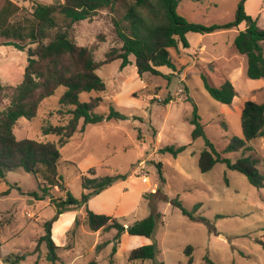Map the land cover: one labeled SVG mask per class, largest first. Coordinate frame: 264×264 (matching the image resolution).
Returning <instances> with one entry per match:
<instances>
[{"label":"rangeland","instance_id":"374dc122","mask_svg":"<svg viewBox=\"0 0 264 264\" xmlns=\"http://www.w3.org/2000/svg\"><path fill=\"white\" fill-rule=\"evenodd\" d=\"M36 1L52 3L54 0H0V80L4 84L17 85L22 81L27 48L34 46L29 41L35 22L31 9ZM257 1L264 19L262 0H250L248 8H253ZM238 2L183 0L177 13L205 26L221 24L235 18ZM121 10L120 6L114 13L99 10L92 20H82L71 28L75 42L91 48L96 61L102 60L111 46L121 44L112 21L119 19ZM230 30L207 33L204 51L191 47L180 53L171 48L175 70L160 66L158 74L139 76L132 55L130 64L123 68L119 60L107 63L96 70L105 82V89L79 95L80 102L101 97L95 109L97 113L107 114L113 108L126 118L89 124L58 147L57 174L63 177L67 191L79 198L81 175L90 168H94L98 176L128 174L125 180L115 182L106 192L92 197L87 208L111 215L126 225L154 213L160 214L153 236L144 237L147 241L144 244L156 245L155 258L129 261L128 253L138 247L132 245L139 241H133L131 235L124 233L117 244L114 264H185L187 246L193 249V264H203L205 255L214 264H264V187H254L242 173L227 168L222 162L202 172L198 159L205 140L191 138L193 125L189 118L194 105L206 137L222 152L232 138H242L240 108L243 101H264V79L248 78L246 67L225 69V61L219 58H227L233 49ZM190 35L194 42L192 35L195 34ZM212 40L217 41L215 46L210 45ZM7 41L25 44L27 48L21 50L3 44ZM225 78L237 91L230 104L213 99L205 86V80L219 86ZM64 91L65 87L60 86L53 95L42 100L33 118H19L13 128L16 138L56 142L57 137L43 135L41 127L65 122L66 118L56 112ZM168 95L172 97L169 103H158ZM167 145H186V148L174 157L159 152ZM248 146L249 150L222 153V156L232 162L243 155L250 156L256 160L264 177V137L252 139ZM158 161L162 164L160 169L156 167ZM35 190H38L36 178L21 168L7 171L4 178H0V264H6L4 259L11 253L33 250L43 234L44 222L56 213L49 197L35 199L29 194ZM6 191L8 193L3 195ZM51 194L64 196L57 187ZM175 199L189 211L200 203L194 213L196 218L183 214L175 205ZM84 212L85 207L66 211L53 223L52 238L60 246L57 254L66 264H89L90 261L107 264L112 243L99 252L95 251V245L112 239L114 229L93 232L81 221L74 227L73 219L63 230L72 215L81 220ZM45 253L46 246L42 243L38 253L18 264L35 261L50 264L44 258Z\"/></svg>","mask_w":264,"mask_h":264},{"label":"trees","instance_id":"16d2710c","mask_svg":"<svg viewBox=\"0 0 264 264\" xmlns=\"http://www.w3.org/2000/svg\"><path fill=\"white\" fill-rule=\"evenodd\" d=\"M183 0H54L52 3L34 2L31 9L34 18V32L29 44L7 41L3 44L13 45L18 49L27 48V62L24 67L22 81L17 85H7L0 80V178L3 179L7 171L21 168L31 173L37 180L38 190L29 192L35 199L49 197L56 208L52 219L44 222L43 234L37 239L35 248L31 251L11 253L4 259L6 264H18L27 256L40 251V245L45 243V260L50 264H66L58 256L56 245L51 234L52 225L59 216L69 210L85 207L81 217L74 218V227L80 221L91 231L115 230L112 239L104 240L95 245L99 252L112 243L108 255V263L114 264L117 244L124 233L131 236L151 238L155 231L159 213H154L130 224L120 223L115 217L98 213L87 208L88 201L112 186L119 180H125L128 174L96 175L95 169L90 168L81 175L82 194L73 197L67 191L61 175L57 174L60 160L58 147L65 145L75 132H81L89 124H97L113 119H124L113 108L107 114L95 111L102 98L91 97L88 102H80L79 95L83 92H102L105 89L104 80L96 70L115 60L120 61L121 68L130 64L129 57H134V64L139 76L145 73L158 74L157 68L166 66L176 69L170 57V49L189 46L186 34L189 32L210 33L216 30L237 27L244 23L245 28L239 30L234 38V47L238 53L247 59L246 75L250 79H264V28L257 24L256 19L247 14L244 8L246 0H239L235 18L232 21L209 26L188 21L177 13V8ZM203 1V0H193ZM117 6L122 8L119 19H112L116 36L120 45L111 46L102 60L96 61L93 50L79 45L71 35V28L82 20H92L99 10L114 13ZM65 87L59 98L57 114L64 116L65 122L57 124H43V135H55L56 142L39 141L35 139H17L13 128L21 118H33L42 100L53 95L58 87ZM208 94L215 100L230 104L236 95L230 80L225 78L219 86H214L205 80ZM172 100L170 95L158 101L166 105ZM189 122L193 125L192 140L203 137L205 147L200 152L198 167L202 172L209 171L217 162L242 173L248 182L257 188L264 187V177L256 166V160L243 155L232 162L222 153L249 150L248 143L256 137H264V101L257 103L247 100L240 112V129L242 138H232L222 152L217 151L206 137L204 124L200 122L194 105ZM186 148V145H167L159 149L160 153H169L176 157ZM161 162L156 167L161 168ZM57 187L64 192V196L54 197L51 190ZM8 191L2 193L7 194ZM150 196V195H146ZM175 205L183 214L195 219V212L201 205L197 203L191 211L185 209L178 199ZM1 245V241H0ZM192 247L184 249L187 255L185 264H193ZM157 253L154 243L144 244L132 248L128 253V260H152ZM33 264H37L35 261ZM89 264H95L90 261ZM203 264H214L207 255Z\"/></svg>","mask_w":264,"mask_h":264},{"label":"crops","instance_id":"0c3cea01","mask_svg":"<svg viewBox=\"0 0 264 264\" xmlns=\"http://www.w3.org/2000/svg\"><path fill=\"white\" fill-rule=\"evenodd\" d=\"M250 0H246L245 1V4H244V8H245V11L247 14L251 15L254 19H256L257 21V24L260 26V27H263L264 28V19H263V15H262V7L260 6V4L258 3L259 1H257V3L253 6V8L249 9L248 8V2ZM262 4H264V0H262ZM226 23V22H224ZM222 24V23H221ZM245 28V24L244 23H241L239 24L237 27H233V28H229L231 29L230 31L228 32H232V39H233V42H234V38L235 36L237 35V33L239 32V30H242ZM225 30V29H223ZM216 32H219V30H216L214 32H211L212 34H216ZM192 32H189L186 34V38L188 40V43H189V46L187 48H182V47H179L177 50L180 52V53H183L184 52V49H190L191 47L195 48V49H199L200 51H204L206 49V44L204 43V38L205 36H207V33H196V32H193L195 35H192L195 37V40L194 42H192L191 40V34ZM212 43L210 45L212 46H215L217 44V41H211ZM234 44V43H233ZM262 47H263V52H264V43H262ZM232 51H230L228 53V57L225 58V56H220L219 58H222L225 63H226V66H225V69L226 68H235L236 66H240L241 68L243 67H246L247 68V59H246V56L244 54H240L237 52V50L235 49V47L233 46V49H231ZM136 68V67H135ZM262 79V78H260ZM260 79H255V80H260ZM232 83V82H231ZM235 88V87H234ZM236 90V89H235ZM237 92V91H236ZM235 98V97H234ZM233 98V100H234ZM232 100V101H233ZM247 101V100H246ZM245 101H243L244 103ZM243 107V104L240 108V112H241V109ZM112 186H110L108 189L102 191L101 193L103 192H106L107 190H109ZM100 193V194H101ZM99 195V194H98ZM90 200L88 201V204H89ZM63 215V214H62ZM74 216L72 215L70 217V221L68 222V224L66 226H64L63 230L65 228H67L70 224H71V221L74 219L73 218ZM63 224V222H62ZM62 224H61V227H62ZM99 234V233H98ZM126 234V233H125ZM124 234L122 235V239L124 238ZM132 240L133 241H139L138 244H134L132 245L133 247L134 246H139V245H142L144 243H147L146 239H144V236H131ZM147 238V237H145ZM135 248V247H134Z\"/></svg>","mask_w":264,"mask_h":264}]
</instances>
